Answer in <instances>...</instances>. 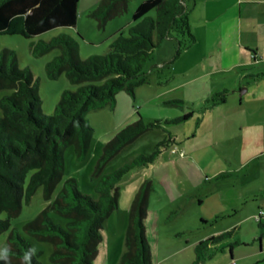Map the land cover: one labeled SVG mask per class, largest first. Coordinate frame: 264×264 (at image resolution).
<instances>
[{"label":"rangeland","instance_id":"374dc122","mask_svg":"<svg viewBox=\"0 0 264 264\" xmlns=\"http://www.w3.org/2000/svg\"><path fill=\"white\" fill-rule=\"evenodd\" d=\"M142 1L80 0L76 26L58 28L33 39L2 35L0 53L10 56L14 52L18 67L31 71L38 82L42 112L52 115L62 93L75 91L78 85L64 71L57 79L49 77L47 64L62 52L54 48L37 54L40 42L66 35L81 60L104 55L110 50L115 32L122 29L129 35L132 14ZM187 3L197 41L177 56L175 34L165 39L148 65L150 83L135 87V98L120 92L115 110L105 107L87 114L93 128L87 152L80 158L77 146L64 147L65 167L53 198H47L46 189L41 187L30 202L23 201L21 213L11 219L12 228H17L37 249L41 264H52V245L28 235L24 226L43 212L65 226L68 219L49 206L67 180L74 179L81 193L97 199L99 178L158 149L163 153L154 164L135 167L119 181L118 208L105 221L103 241L93 263L120 264L127 251L126 234L134 201L142 188L152 183L144 222L153 264H194L198 259L195 246L223 234L230 235L205 250V260L197 264H264V227L255 221L264 210V91L247 92L249 87L254 89L257 79L264 80L260 74L264 73V62L255 61L253 56L250 59L245 50L235 49L232 38H228L231 48H213L205 21L212 19L208 9L216 3ZM244 61L251 63L245 68L235 66ZM224 87L230 90L228 102L207 113L200 100ZM12 93L13 89L0 88V100ZM174 101L200 104L181 105ZM170 108L177 113L166 118ZM189 112L194 113L189 120L148 131L105 163L101 161L105 146L140 117L171 121ZM169 134L175 142L163 148L160 143ZM9 235L7 231L0 236V247L7 245Z\"/></svg>","mask_w":264,"mask_h":264},{"label":"trees","instance_id":"16d2710c","mask_svg":"<svg viewBox=\"0 0 264 264\" xmlns=\"http://www.w3.org/2000/svg\"><path fill=\"white\" fill-rule=\"evenodd\" d=\"M79 1L0 0V36L33 39L58 28L74 27L78 22ZM187 1H142L132 14L129 35L118 30L111 37L108 53L84 61L75 54L66 35L41 41L35 53L54 48L62 52L47 64L49 77L57 79L64 71L69 80L78 85L77 90L62 93L52 115L42 112L38 82L31 71L18 67L14 52L10 56L0 53V88L13 89L12 94L0 100V236L10 231L7 245L11 248V264H21L23 253L32 247L17 228H12L11 219L21 213L23 201L30 202L41 187L46 189L47 198H53L65 167L64 147L77 146L80 158L87 152L93 132L87 114L105 107L115 110L118 93L126 92L135 97V87L150 83L148 65L153 62L157 48L172 34L178 41L177 56L196 42ZM229 92L225 88L209 95L202 101L204 108L226 104ZM174 103L193 105L184 101ZM193 116L194 113L189 112L171 121L140 117L105 146L101 161L105 163L148 131L163 128L165 124L185 122ZM173 142L174 136L169 134L160 145L168 148ZM162 153L158 149L149 155H140L132 163L99 178L95 187L97 199L81 193L74 179L67 180L49 206L68 219L65 226L56 224L43 212L26 224L24 231L52 245V264H94L103 241L105 221L118 208L119 181L135 167L154 164ZM151 185H145L134 201L126 234L127 251L120 264H153L144 222ZM3 214H6L5 219ZM263 217L264 210H261L255 220L261 227H264ZM228 235L212 236L199 242L195 246L198 259L194 264L205 260V250ZM32 264H41L37 255Z\"/></svg>","mask_w":264,"mask_h":264},{"label":"crops","instance_id":"0c3cea01","mask_svg":"<svg viewBox=\"0 0 264 264\" xmlns=\"http://www.w3.org/2000/svg\"><path fill=\"white\" fill-rule=\"evenodd\" d=\"M202 1L207 3L210 2V0H202ZM211 1L215 2L216 4L213 5V8L208 9L211 11L212 19H208L205 21L206 24L205 28L208 36V42H209V36L212 38L213 48L228 49L233 46L235 49L239 51L245 50V52L250 54V59L253 56L255 61L264 62V0H211ZM205 14L208 15L209 11ZM228 38H232L233 40V44L231 43L232 46L230 47H229V43L231 41H229ZM196 41H197V37H196ZM249 63L251 62L244 61L241 62V65L237 64L235 66L245 68L247 67L246 65ZM259 72H263V71H259ZM256 82L258 83L254 87V89H251V87L247 89L248 93H250L252 90H257L258 92L260 90L264 91V80L257 79ZM198 88H204V86L202 87L200 86ZM203 100L205 99L204 98L201 99L200 102H202ZM187 103L193 104L192 106L196 104L197 105L200 104L199 101L187 102ZM118 104L119 103L117 99V105ZM202 105L203 103L200 104V106ZM154 106H159V104H155ZM218 106L208 107L204 109H206L205 111L207 113H211L209 109ZM174 113H177V111L171 108L168 109V113H166L167 114L166 118L172 117Z\"/></svg>","mask_w":264,"mask_h":264},{"label":"clouds","instance_id":"9594fccd","mask_svg":"<svg viewBox=\"0 0 264 264\" xmlns=\"http://www.w3.org/2000/svg\"><path fill=\"white\" fill-rule=\"evenodd\" d=\"M37 249L33 246L28 248L21 258V264H32V259L36 255ZM0 261L3 264H11V248L8 245L0 247Z\"/></svg>","mask_w":264,"mask_h":264},{"label":"built area","instance_id":"2783aa9c","mask_svg":"<svg viewBox=\"0 0 264 264\" xmlns=\"http://www.w3.org/2000/svg\"><path fill=\"white\" fill-rule=\"evenodd\" d=\"M263 213V212H262Z\"/></svg>","mask_w":264,"mask_h":264}]
</instances>
